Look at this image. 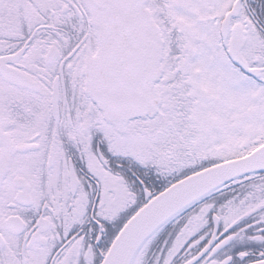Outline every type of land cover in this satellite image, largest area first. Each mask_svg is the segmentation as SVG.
Listing matches in <instances>:
<instances>
[{
	"label": "snow or ice",
	"instance_id": "6c2138e0",
	"mask_svg": "<svg viewBox=\"0 0 264 264\" xmlns=\"http://www.w3.org/2000/svg\"><path fill=\"white\" fill-rule=\"evenodd\" d=\"M0 264H264V0H0Z\"/></svg>",
	"mask_w": 264,
	"mask_h": 264
}]
</instances>
